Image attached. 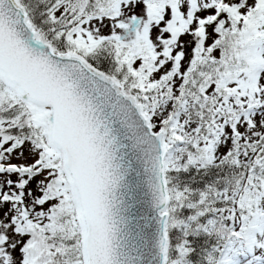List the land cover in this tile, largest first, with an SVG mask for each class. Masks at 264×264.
Listing matches in <instances>:
<instances>
[{
    "label": "snow or ice",
    "instance_id": "snow-or-ice-1",
    "mask_svg": "<svg viewBox=\"0 0 264 264\" xmlns=\"http://www.w3.org/2000/svg\"><path fill=\"white\" fill-rule=\"evenodd\" d=\"M0 264H264V0H0Z\"/></svg>",
    "mask_w": 264,
    "mask_h": 264
}]
</instances>
